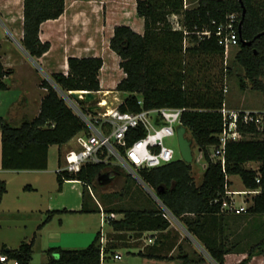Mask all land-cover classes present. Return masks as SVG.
<instances>
[{
    "label": "trees",
    "instance_id": "1",
    "mask_svg": "<svg viewBox=\"0 0 264 264\" xmlns=\"http://www.w3.org/2000/svg\"><path fill=\"white\" fill-rule=\"evenodd\" d=\"M187 1L137 0L136 9L144 19V32L138 33L129 25L115 26L110 48L120 57V67L125 73L116 90L125 93L120 105L122 111H139L142 107H186L182 123L190 130L208 162L201 183H196L192 163L181 158L152 169H141L140 177L145 184L155 189L160 201L200 241L212 260L217 264H225L226 255L238 246L236 240H228L224 220L227 213L232 212L223 208L224 200L230 201L226 188L232 181L227 176L239 175L246 188L260 189L241 214L253 215L257 223L264 224V127L259 130L255 124H251L243 129L249 138L230 141L224 166L211 160L208 147L219 142L224 125L221 109L225 104L226 86L223 83V68L220 69L221 77H214L208 75L205 67L211 60L224 57L225 48L217 32L219 26L226 25L229 16L235 14L239 50L234 60L244 70L240 85L246 89L248 81L251 89L262 93L264 103V34L258 36L264 31V0H197L194 6H188ZM65 2L23 0L21 43L32 58L39 59L50 50L51 42L40 38L41 25L47 20L59 18L65 12ZM174 15L178 19H174ZM206 31L210 35L205 34ZM250 41L251 44L248 43ZM103 65L102 57L71 56L68 58L67 73L54 72L49 76L63 91L98 92L101 90L100 71ZM229 72L231 69L227 68ZM12 73L13 70L6 68L0 60V90L8 89L6 77ZM40 86L46 88L47 92L37 116L25 118L19 125H13L0 117L1 167L4 170L48 169L50 148L53 145L61 147L84 129L83 121L60 95L57 87L47 78L42 79ZM143 134V130L132 128L127 137L131 142ZM250 162H257L258 167H247ZM59 163H62L61 156ZM120 167L88 163L76 172H65L64 175L56 172L58 189L62 190L65 180L81 182L85 187L82 191L81 212L103 210L122 214V217L109 221V225L119 232L117 239H125V232L130 230L137 234L159 230L160 245H148L139 254L174 259L170 253L178 247L177 238L176 235L169 236L170 231L165 233L171 222L164 216L161 207L115 205L112 202L115 193L99 191L95 197L101 206L97 204L95 208H89L86 195L91 199L93 195L88 185L97 182L100 188H104L106 184L97 181L98 174L106 171L117 173L115 180L122 174ZM7 190L6 180L0 179V204ZM65 211L67 209L61 210ZM58 212L48 211L38 228L41 229ZM258 217H262L261 221H257L260 220ZM101 237L100 230L84 248L50 247L46 250L47 260L43 264H101ZM35 239L36 234L29 241L23 240L16 248L4 244L0 249V264L10 260L29 264L33 258ZM120 246V243H110L108 239L106 250L114 254ZM247 253V257L237 264H247L254 255L264 254V238L249 245ZM179 254L183 264H189L192 260L184 254L182 245H179Z\"/></svg>",
    "mask_w": 264,
    "mask_h": 264
},
{
    "label": "crops",
    "instance_id": "2",
    "mask_svg": "<svg viewBox=\"0 0 264 264\" xmlns=\"http://www.w3.org/2000/svg\"><path fill=\"white\" fill-rule=\"evenodd\" d=\"M11 7L9 4H11ZM65 12L57 19H50L42 23L40 38L43 41H50L52 46L50 50L45 53L41 58L35 59L32 58L29 53L25 50L21 43L23 37V0H19L18 5V15L12 14L13 0H0V15L2 14L11 24L14 19L17 17L21 18L22 26L15 30L20 37V42L17 38L14 37V40L17 42L18 46L26 53L27 56L31 58V62L34 63L36 67L21 68L23 65L18 61L14 55L9 54L8 52H3L0 54V60L6 68L13 70V73L6 77L8 84V89L0 90V117L5 118L13 125H19L25 118H34L38 115L40 111V104L42 98L46 94V88L40 86L42 77L36 76L37 73L33 71L34 68L43 67L45 68V74L50 75L54 72H64L67 73L68 58L71 56L76 57H90L98 56L104 59V65L100 71V82L101 90L100 92L111 91L112 87H105L103 85V77H110L111 75L118 74L119 77L114 78V80H109L108 83L113 81V86H116L125 77L124 71L120 67V57L110 48V39L113 36L114 28L116 25H129L138 33L144 32V19L140 17L137 13V0H66ZM197 0H188L187 5L194 6L196 5ZM106 16V19H105ZM69 35L71 38L69 39ZM14 36V35H13ZM8 53V54H7ZM104 75V76H103ZM30 77L33 78L30 81ZM48 77V76H47ZM45 77V78H47ZM9 78L14 81L10 84L8 82ZM48 79V78H47ZM110 85V84H109ZM31 86L34 88H31ZM12 87L17 90L16 99H8L9 102L5 99V92H11ZM107 89V90H106ZM21 98L19 104L15 105V101ZM7 103H9L7 105ZM6 115V116H5ZM1 137V130H0ZM53 147V146H52ZM51 147V148H52ZM50 148V151H51ZM60 149V148H59ZM50 155V154H49ZM1 157H2V144L0 142V166H1ZM63 159V155L61 156ZM59 163V161H58ZM60 164V163H59ZM49 167V166H48ZM2 168V167H1ZM4 170V169H3ZM13 171V170H12ZM21 171H35V170H21ZM42 171V170H37ZM204 173V172H203ZM231 177V176H230ZM1 179V178H0ZM231 179V178H230ZM196 180V179H195ZM202 181V179H201ZM200 181V183H201ZM53 190L57 192L56 200L46 199V202H43L40 206V217L41 220H44V216L50 210H58L60 212L56 213L53 218L46 223L41 229L44 231L49 224H51L56 218H59L60 230H64L66 227L64 220L67 217V214H94L99 218L100 227H101V212H81L83 206V196L82 190H80V204L75 208L68 207L63 199L64 191L56 189L58 183L57 175H55ZM72 183H80L79 181H71ZM197 182V181H196ZM199 183V184H200ZM243 183V182H242ZM198 184V182H197ZM64 185V184H63ZM30 186L25 189L34 190L35 187L32 184H27ZM8 187V186H7ZM245 188V187H244ZM8 191V190H7ZM90 191V190H89ZM154 192V190H153ZM7 193V192H6ZM150 198H153L155 206H152L151 203L137 202L135 206L137 207H150V208H160L161 203L155 197V194L150 193ZM157 194V193H156ZM152 196V197H151ZM49 197V196H48ZM251 202H249L250 204ZM101 206L100 202L96 197L89 199L88 206L89 208H95ZM67 209L65 212L61 210ZM73 211V212H72ZM225 216L226 232L228 234V240L232 242L236 240V249L233 252H230L226 255L225 264H237L241 260L245 259L248 255L247 248L250 243L247 244L248 237H251L252 232L260 230L263 226L262 223L260 229L257 228V222H254L253 215H242L241 213H227ZM248 220V221H246ZM171 222V220H170ZM254 222V223H253ZM181 223V222H180ZM182 224V223H181ZM183 225V224H182ZM183 228H185L183 226ZM186 229V228H185ZM101 229L99 226L90 225L85 231L84 236H75L67 241V243L60 242V247H68V249H77L76 246L79 241L83 238L89 236L92 232L96 233ZM170 231L169 236H175L177 238L178 247L173 248L171 255L174 256V259H158L154 257L142 256L139 254L140 251H145L148 245L157 243L160 245V236L161 232L159 230H149L140 232L137 234L135 231H126L125 239H117V231L109 225V230L104 231L106 237L109 239L110 243H120L121 246L115 249V252L121 254V259L116 261H122L124 259L123 251L120 248H125L129 253L137 255L135 258H141L145 264H158L162 262L165 264H183L182 258H179V245H182L184 254H187L192 260L189 264H215L214 260L207 254V251L204 249L202 244L198 239L192 236L186 229V231L191 235L192 238L199 243V246L204 250H200L195 247L188 235H183V232L180 231L179 227H176L172 222L169 228L165 231ZM76 234L83 233L81 231H72ZM110 233H112L110 235ZM95 237V236H94ZM171 237V238H172ZM112 238V239H111ZM94 239V238H93ZM111 239V240H110ZM79 240V241H77ZM61 241V240H57ZM93 240H91L92 242ZM195 241V242H196ZM22 242V241H21ZM77 242V244H76ZM90 242V243H91ZM89 243V244H90ZM196 244V243H195ZM19 246V245H18ZM17 246V247H18ZM73 246V247H71ZM88 246V245H87ZM239 246H241L239 248ZM13 248L14 246H9ZM16 248V247H15ZM63 248V247H62ZM47 260V255L45 257ZM32 260V259H31ZM45 260V261H46ZM124 264H130L129 260H125ZM31 263V261H30ZM29 263V264H30ZM10 264H14L10 262ZM247 264H264V254L254 255Z\"/></svg>",
    "mask_w": 264,
    "mask_h": 264
},
{
    "label": "rangeland",
    "instance_id": "3",
    "mask_svg": "<svg viewBox=\"0 0 264 264\" xmlns=\"http://www.w3.org/2000/svg\"><path fill=\"white\" fill-rule=\"evenodd\" d=\"M10 7L12 5L9 4ZM13 9H11L12 14H18V5L19 0H13ZM190 6V5H189ZM106 19V16H105ZM22 20L21 18L17 17L14 19L13 23L11 24L5 17L0 15V54L3 52H8L11 55H14L18 59L20 63L23 65L21 68L29 67H36L33 62H31V58L26 55V53L18 46L17 42L14 40V37L20 42V37L15 32L18 28H21ZM14 35V36H13ZM71 35H69V39ZM239 50V46L230 48L228 55L224 54V57L217 58L211 60V63L205 67V71L208 75H212L214 77H221L220 69L223 68V83L227 87L228 91L225 95V104L227 107L230 108H244V109H261L264 106L263 103V95L261 92L251 89L249 82L248 87L246 89H242L240 85V76L244 74L243 68L235 62L234 57L236 52ZM7 53V54H8ZM227 68L231 69V72L227 73ZM33 71L39 77L45 78L47 77L48 80L57 87L56 83L53 82L48 75L45 74V68L43 65L41 67L34 68ZM104 76V75H103ZM120 75L115 74L114 76L111 75L110 77H103V85L105 87H112L111 94L107 96L110 100L115 95H119L120 98H123L125 93L119 92L113 86V81L108 83L109 80H114L116 77ZM12 79L9 78L8 82L11 84ZM33 78L30 77V81ZM110 84V85H109ZM31 88H33L31 86ZM34 89V88H33ZM107 90V89H106ZM17 90L12 87L11 92H5V99L7 102L8 99H16ZM102 94L99 95L101 98ZM21 98L18 101L14 102L15 105L19 104ZM9 103H7L8 105ZM6 116V115H5ZM186 136L193 140L192 143V150L194 155V160L192 162V174L195 177L198 184L200 183L203 172L207 167V160L204 157L203 151L201 147L196 143L193 139L190 130H187ZM1 142V137H0ZM166 143L172 147L175 151V157L181 158V152L179 147L178 136L173 135L166 138ZM73 144V141H69L68 143L62 145L61 147L58 145H53L49 155V167L46 170L42 171H12V170H3L0 166V178L6 180L8 191L4 195L2 203L0 204V249L6 244L8 247L14 246L13 248L17 247L21 241L31 240L35 234V245H34V252L33 258L30 264H43L46 262L45 257L47 255L46 250L50 247L54 246H61L60 242L67 243V241L72 237L75 236H84L86 233V229L90 225L99 226L100 222L98 216L94 214H67L66 219L64 220L66 227L64 230H60V222L59 218H56L51 224L47 226V228L42 231L39 229V225L43 222L40 217V206L43 202H46V199L56 200L58 197L56 196L58 190L56 192L53 190L55 175L57 168L59 166V157L64 156L65 151H67L69 145ZM60 148V149H59ZM247 167L250 168H257V162H250L247 164ZM122 174L118 179L108 183L100 188L101 186L98 183H94L91 185L93 189L94 196L97 192L102 193H115L112 196V202L116 203L115 205L127 207V206H135L137 202H144V203H151L152 206H155V202H153V198H150V192L147 186L139 179H136L131 176L129 177L128 172L122 167ZM230 181H232L231 185L229 186L230 190H239L245 189L246 187L242 183V180L239 175H233L230 177ZM196 182V183H197ZM27 184H32L35 189L29 190L25 189ZM107 186V187H106ZM245 187V188H244ZM59 188V184L57 183L56 189ZM84 185L80 183H72V182H65L63 185V191L65 192L63 195V199L65 204L68 207L75 208L80 204V190H82ZM129 189V190H127ZM154 192L155 189H153ZM252 194L245 195V198L251 196ZM49 196V197H48ZM87 199H91V197L87 194ZM152 197V196H151ZM239 201L242 200V196L238 195ZM250 201V199L248 198ZM161 208H162V204ZM47 214L44 216L46 218ZM122 217V214L117 213L116 218ZM171 222L176 226L179 227L180 231L183 232V235H188L191 241L193 242L194 246L203 250L199 243L192 238L191 235L183 228V225L180 221L175 218L174 216H169ZM257 221H261L262 217H258ZM264 220V219H263ZM248 221V220H246ZM256 222V221H255ZM261 224H257V228L260 229ZM109 230V224H107L103 231ZM72 231H81L83 233H74ZM95 233H91L89 236L83 238L81 241L76 242V248H84L91 240H93ZM247 244H254L259 241L261 238H264V224L260 230L254 231L251 234V237H248ZM108 239V238H107ZM61 240V241H57ZM108 241V240H107ZM196 241V242H195ZM196 243V244H195ZM108 245V242L106 243ZM63 248H68L64 247ZM73 247V246H71ZM123 251L124 259L122 261H116L113 257H107L102 264H124L125 260H129L130 264H145L141 258H135L137 255H133L129 253L127 249L120 248ZM204 252V250H203ZM158 264H165L161 261Z\"/></svg>",
    "mask_w": 264,
    "mask_h": 264
},
{
    "label": "built area",
    "instance_id": "4",
    "mask_svg": "<svg viewBox=\"0 0 264 264\" xmlns=\"http://www.w3.org/2000/svg\"><path fill=\"white\" fill-rule=\"evenodd\" d=\"M178 19L177 15L173 16ZM236 15L229 16L226 25L221 24L218 29L220 43L225 48V54L228 55L230 48L238 46L239 33ZM210 35L209 31L204 32ZM60 95L73 109L76 115L84 123V129L72 137L65 151L62 163L58 166L56 172L64 175L65 172H76L88 163H104L119 165L130 173V175L143 182L140 177L141 169H152L169 163L175 159V151L166 143V138L177 135V130L182 123V115L186 107H142L139 111H122L120 105L123 98L115 95L112 99L107 96L111 91L93 92L88 90L63 91L57 87ZM227 87L225 92H227ZM93 92L95 97L91 100L86 99V93ZM120 92V91H119ZM73 93H78V97ZM121 93V92H120ZM102 94L101 98L99 95ZM142 105V100L139 101ZM223 114L224 125L219 134V142L209 146V156L214 162H220L225 165L227 144L230 141H239L249 138V134L243 132L251 124H255L259 130L264 127V106L261 109H244L230 108L224 104L221 109ZM143 130V136L129 141L127 134L130 129ZM182 157V156H181ZM230 179V176H227ZM75 180H65L71 182ZM259 181V179H258ZM144 183V182H143ZM145 184V183H144ZM150 193L153 189L145 184ZM88 188L94 196L93 189L90 185ZM260 192V189H239L230 190L226 188V194L230 201L225 199L223 208L229 209L234 213L246 211L249 202L252 201L253 195ZM252 194L245 198V195ZM238 195L242 196L239 201ZM155 197L160 201L158 196ZM164 216L169 218L174 216L171 211L160 201ZM115 212H101V264L109 256L113 259H121V254L115 252L110 254L106 250L107 237L103 228L109 224L111 219L116 218ZM175 217V216H174ZM18 264L16 260H10L5 264ZM217 264L216 262H214Z\"/></svg>",
    "mask_w": 264,
    "mask_h": 264
},
{
    "label": "water",
    "instance_id": "5",
    "mask_svg": "<svg viewBox=\"0 0 264 264\" xmlns=\"http://www.w3.org/2000/svg\"><path fill=\"white\" fill-rule=\"evenodd\" d=\"M244 14H245V9L243 11V15ZM242 23H243V20L240 22V26L242 25ZM261 34H264V31L260 33L258 36H260ZM248 43L251 44V41ZM73 94L74 96L78 97V93H73ZM85 96L87 100H91L95 97V94L93 92H88L86 93ZM186 134H187V128L184 125H180L177 130V136H178L179 147H180V152L182 156L181 159L187 163H192L194 160V155H193V150H192L193 140L188 138ZM116 175L117 173H113L111 171L100 172L97 176V181L102 184H108L114 180Z\"/></svg>",
    "mask_w": 264,
    "mask_h": 264
}]
</instances>
